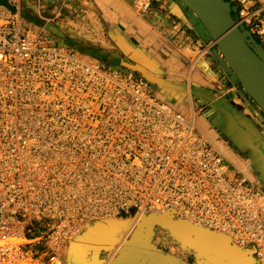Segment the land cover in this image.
<instances>
[{
    "label": "built area",
    "instance_id": "2783aa9c",
    "mask_svg": "<svg viewBox=\"0 0 264 264\" xmlns=\"http://www.w3.org/2000/svg\"><path fill=\"white\" fill-rule=\"evenodd\" d=\"M223 1L264 51V0ZM7 4L13 10L0 5V264H63V248L93 223L165 212L227 236L264 264L259 185L232 172L193 120L143 79L44 40L42 31L29 36L20 2ZM132 9L146 15L151 0H132Z\"/></svg>",
    "mask_w": 264,
    "mask_h": 264
},
{
    "label": "crops",
    "instance_id": "0c3cea01",
    "mask_svg": "<svg viewBox=\"0 0 264 264\" xmlns=\"http://www.w3.org/2000/svg\"><path fill=\"white\" fill-rule=\"evenodd\" d=\"M46 1L55 8L63 5ZM78 1L81 6H77ZM65 2L78 14L70 12L72 16L61 19L59 13L51 12L49 22L99 47L107 56V66L143 79L157 99L193 120L196 132L224 158L232 172L256 182L264 191V115L258 114L214 62L210 54L213 44L204 43L185 26L187 15L181 6L175 3L169 8L151 0L150 12L140 15L132 9V0ZM172 23L178 27L174 29ZM41 37L58 41L50 34ZM154 235L155 230L152 250L125 248L120 264H198L194 252L161 246ZM74 243L79 245L76 251L88 245ZM118 250L114 249L113 257L101 259L107 264L118 257Z\"/></svg>",
    "mask_w": 264,
    "mask_h": 264
},
{
    "label": "water",
    "instance_id": "95a60500",
    "mask_svg": "<svg viewBox=\"0 0 264 264\" xmlns=\"http://www.w3.org/2000/svg\"><path fill=\"white\" fill-rule=\"evenodd\" d=\"M159 3L169 8L176 3L183 8L187 15L185 26L194 30L204 43L213 44L210 54L214 62L227 75L230 83L248 98L258 114L264 115V51L246 30L236 27L230 14L232 8L223 0H159ZM0 5L13 10L7 0H0ZM49 33L60 37L55 29ZM247 37L251 43L246 40ZM77 48L81 54L97 58L96 52ZM130 220L93 223L70 243L67 257L72 264H105L97 258L98 253L111 252L116 247L119 248L118 257L107 264H120L121 251L125 248L152 250L150 242L154 230L161 227L171 233L179 247L197 254L198 264H256L252 250L239 249L227 236L176 219L170 212L141 216L118 245L121 240L119 233L130 227ZM77 241L88 244L82 245L79 253L74 250L79 246L74 243ZM88 255H91L89 259Z\"/></svg>",
    "mask_w": 264,
    "mask_h": 264
},
{
    "label": "rangeland",
    "instance_id": "374dc122",
    "mask_svg": "<svg viewBox=\"0 0 264 264\" xmlns=\"http://www.w3.org/2000/svg\"><path fill=\"white\" fill-rule=\"evenodd\" d=\"M19 1H20V5L18 7V10H19L20 14L23 13V16L21 15V17H22L21 24L23 25L24 30L26 32H28L29 36H35V34H36V32H38V30L44 32V34L46 36L48 34H50L52 36L53 34H51L49 32L52 29H55L59 33V35L61 37V38L58 37V41H56L57 43H60V44H62L64 46L68 47L69 49H73L75 51H78L77 47H81V48H83L85 50L96 52L97 58H95V57H93V58L98 60V61H100L101 63L107 65L105 63V61L107 59V56L99 47H97V46H95V45H93V44H91V43H89V42H87V41H85V40H83V39H81L79 37H75V36L69 34L68 32H66L63 28H60L59 26L55 25L53 22H49V19H50L49 16H50L51 12L59 13L61 19L68 18V17L72 16L71 15L72 8H70L68 6V3H66V5L65 4L58 5V6L56 5V8H55V6H52V5L49 6V4L47 3L46 0H27L28 4H25L26 0H19ZM77 6H81L79 1L77 2ZM74 12L75 13H72V14H78V10L74 11ZM230 12H231L230 13L231 17L234 20L236 18L235 14H234V11H232L230 9ZM73 17H75V15ZM78 18L81 19V17H78ZM43 39L45 40V38H43ZM46 40L50 41L49 39H46ZM246 40L249 43H251V40L249 39V37H247ZM67 42L68 43H74L75 45H73V47H72V46L68 45ZM242 103H244V102H242ZM251 115H253V114H251ZM82 232H84V231H82ZM119 235H120V233H119ZM154 237H155L156 241L160 242L161 246H164V247H172V246L176 247V246H179L177 244V242L174 240V238L171 235V233L165 228L156 227L155 228ZM73 241H74V239L70 243H72ZM67 245L63 248V252H62L63 253L62 254L63 264H72L71 263L72 261L70 260V258L67 257V253H66V251L68 249ZM115 248H113V250L111 252L98 253V255H97L98 257L97 258L101 259V258L113 257L114 254H115V252H114ZM79 251L80 250H77L76 252L79 253ZM73 258H75V257H73Z\"/></svg>",
    "mask_w": 264,
    "mask_h": 264
},
{
    "label": "bare ground",
    "instance_id": "6f19581e",
    "mask_svg": "<svg viewBox=\"0 0 264 264\" xmlns=\"http://www.w3.org/2000/svg\"><path fill=\"white\" fill-rule=\"evenodd\" d=\"M232 10H233V9H232ZM233 11H234V10H233ZM140 217H141V216L136 215L135 218H133V219L130 220V221H131L130 227H128V229H127L126 231L120 232V234L122 233V234H121V240H122V241H123V240L126 238V236L130 233V231L132 230V228H133V226L135 225V223H136L137 221H139V218H140ZM87 228H88V227H87ZM85 230H86V229H85ZM85 230H84V231H85ZM82 231H83V230H82ZM82 231H81V232H82ZM81 232H80V233H81ZM80 233H79V234H80ZM79 234H77L75 237H73V238L71 239V241H72L73 239H76V237H78ZM71 241H70V242H71ZM122 241H121V242H122ZM230 241H231V240H230ZM121 242H119L118 245L121 244ZM115 249H116V248H115Z\"/></svg>",
    "mask_w": 264,
    "mask_h": 264
},
{
    "label": "trees",
    "instance_id": "16d2710c",
    "mask_svg": "<svg viewBox=\"0 0 264 264\" xmlns=\"http://www.w3.org/2000/svg\"><path fill=\"white\" fill-rule=\"evenodd\" d=\"M230 8H232V7H230ZM233 9V8H232ZM234 10V9H233Z\"/></svg>",
    "mask_w": 264,
    "mask_h": 264
}]
</instances>
